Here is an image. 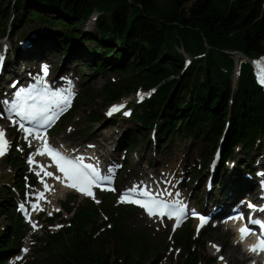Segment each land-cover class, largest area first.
Listing matches in <instances>:
<instances>
[{
	"label": "trees",
	"instance_id": "16d2710c",
	"mask_svg": "<svg viewBox=\"0 0 264 264\" xmlns=\"http://www.w3.org/2000/svg\"><path fill=\"white\" fill-rule=\"evenodd\" d=\"M8 1H13L12 10L20 12L27 0ZM30 2L33 9L18 23L23 27L29 23L45 27L36 43L48 41L52 52L70 57H79L81 52L96 54V59L90 61L79 57V63L92 74L106 77L114 72L122 76L121 82L94 93V99L90 90L79 92L77 104L94 101L109 106L139 90L152 91L131 116L138 126L153 130L155 137L139 131L137 136L148 144L156 138L169 141L178 135L200 144L210 136L208 153L212 155L222 142V162L232 157L237 145L252 150L263 138L264 92L256 82L253 65L248 61L237 63L233 53H242L252 60L264 58V0ZM40 10L51 15H42ZM10 13L11 10H6L7 16ZM89 21L95 25V33L85 35L77 31ZM10 22L12 18L9 23L6 21L4 34ZM128 142L131 149L138 145L136 139ZM127 165L125 162L124 166ZM19 188L24 189V185ZM62 207L71 217L61 221L69 225L54 236L46 231L44 248L55 246L61 264H116L113 254L96 253L87 246L92 221L103 209L94 208L87 213L74 201ZM18 219H12L14 231L8 240V232L0 233V264H7L20 253L17 243L21 237H17L18 224L15 225L21 222ZM47 220L53 223V219ZM113 223L116 234H125L124 221L117 218ZM183 233L175 244L182 251L179 263L200 264L202 256L197 249L204 244ZM67 237L69 244L65 245ZM133 243L128 240L120 243L124 259L121 264H137L135 257L146 260L143 254L148 244ZM208 261L207 264H216L213 258Z\"/></svg>",
	"mask_w": 264,
	"mask_h": 264
},
{
	"label": "rangeland",
	"instance_id": "374dc122",
	"mask_svg": "<svg viewBox=\"0 0 264 264\" xmlns=\"http://www.w3.org/2000/svg\"><path fill=\"white\" fill-rule=\"evenodd\" d=\"M0 4H3L0 12V51L4 44H8L11 58L23 54L26 56L24 52L28 46V36H30L33 38V43L35 42V47L41 46V51L44 53L43 56H37L40 61L34 60L33 63L27 61L25 63L24 61L17 70L10 69V75L18 71L19 73H29V75L31 72L33 78L39 77L38 67L42 61L48 60L46 63L51 71V81L55 75H59V79L66 80L63 85H68L74 93L72 97L73 108L50 132L51 138L58 146H65L70 149L96 145L97 150L108 158L107 162L111 159L112 163L109 166L115 167L111 181H115L117 186L116 193L110 194L97 191L94 198L82 197L78 194L69 195L66 188L55 187L54 211L49 212L51 206L46 202L44 205L46 212L33 218L37 225V228H33V220L25 223L21 218L17 210V203L26 201L29 195L35 193L34 187H38L37 179L30 172L26 163V159L34 152V148L29 147V142L25 139V136L18 132L13 124L9 122V119H0V128H6V133L10 135L11 141V153L0 160V179L2 177L0 186V233L3 231L8 232L9 237L7 240L14 231L11 226L12 219L21 218V222L15 224H18L16 226L19 233L17 237H21L17 243L20 253L9 259L7 264H61V257L57 253L59 250H55V246L44 248L47 243L46 231L49 235L54 236L62 230V227H57L58 225L64 227L61 218L71 217L62 206L68 205L72 201L80 205L82 211L87 213H91L94 208L103 209V212H100L97 218L92 221L89 228L91 234H87V246L89 250L96 253L113 254L116 264L123 263L120 243L124 240L134 242L133 245H141V242L148 244L143 254L146 260L143 261V259L135 257L137 264L156 263L158 258L159 261L156 264H180L182 251L178 250L175 244L180 240L182 234H184L183 232L186 235H193L194 239L204 244V246L197 249L202 256L200 264H207V262L209 263L208 260L212 258L216 260V264H246L248 260L245 261V258L247 256L243 255L244 249L241 246L242 254L238 255L237 258L234 255L236 250L234 230L230 231L222 226L218 228L217 225L221 223L220 219L214 220L204 230H197L196 221H189L179 230L173 231L171 221L152 220L140 210L123 205L120 202L119 195L124 192L122 191L123 187L132 180H140L145 173L148 175L149 172H152L153 165H156L158 170L161 171L159 179L165 180L169 177V180H171L174 176L177 180L176 183H178L180 198H188L193 207L192 209L201 211L206 209V211H209L218 208L220 212L218 217H221L224 208L228 207L226 204L230 201L235 204L239 193L245 192L244 196L247 195L246 197L250 198L253 197L250 196L251 194L253 195L260 190V185L264 182V164L260 163L261 160L264 163V136L254 149L247 150L242 144H239L234 148L230 159L226 162H222L221 159V162L217 164L218 166L216 165L213 188L209 191L207 183L211 176L210 169L217 151L212 155L208 153L207 147L210 143V136L205 137L203 143L200 144L179 135L169 141L168 139L157 141L156 138L157 142L144 143L137 136L136 131L154 138L152 135L153 130L138 126L134 122V118L130 116L131 111L133 112L134 109L139 110V103L149 95L143 97V99L137 94H131L124 98V101L132 100L128 107L130 115L127 116L123 114L125 109L115 115L109 116L107 114L110 109L119 105L117 103L106 106L104 102L82 101L77 104L75 98L79 92L82 93L85 89L90 90V93H93L91 98L94 99V93L103 89L106 85L109 88L112 85L111 83L121 82L122 76L114 74V72H110L106 77L101 74H92L84 68L82 62L79 63V57L90 61L96 59V54L81 52L78 53L79 57H70L63 52L59 54L52 52L48 41L41 40L36 43L39 33H44L45 27L31 23L23 27L18 23L20 20H25L26 15L33 9L34 6L30 0L23 3V9L20 12L12 10V7H14L13 1L9 3L8 0H0ZM6 10H11L10 16H7ZM16 13L17 18H14ZM94 13L101 15L98 11H94ZM40 14L51 15V12L40 10ZM11 18L12 22L8 24L9 28L4 34L2 29L6 21L9 23ZM91 25L92 21H89L83 27H79L77 31L85 35L93 34L96 32L95 25ZM90 45L94 46L93 43H90ZM93 55L95 56L92 57ZM65 70H67L66 73H64ZM4 75H6L5 71L1 75V79ZM12 76L16 79L15 74H12ZM109 82L110 85H108ZM6 94L8 92L0 98L1 107L4 105L2 102L7 97ZM9 94H14V91L11 90ZM117 115L121 116L115 118ZM92 118L97 120L93 121ZM131 139L138 141L137 147L132 149L128 142ZM33 145H35V142ZM258 157L259 159H257ZM250 160L251 162H249ZM257 160H260L259 163H256ZM230 161L235 163V167L228 168ZM125 162L128 164L126 167L124 166ZM138 168L144 172L143 175L138 174ZM247 179L250 181L248 184L245 182ZM34 180H36V183H34ZM21 185H24V189L19 188ZM232 191L235 194L230 193ZM228 193L230 194L226 195ZM47 198L49 200V197ZM210 199H212L211 204H208ZM246 199L248 198L244 200ZM56 209H59L58 214ZM5 210L7 211L5 212ZM53 216L56 217L53 218V223H50L47 219ZM117 218L124 221L123 230L125 234H116L112 230L113 222ZM36 236L37 239H35ZM64 244H69V237L65 238ZM217 247L219 251H217ZM154 248L157 249V252ZM24 249H27V251H23Z\"/></svg>",
	"mask_w": 264,
	"mask_h": 264
},
{
	"label": "snow or ice",
	"instance_id": "6c2138e0",
	"mask_svg": "<svg viewBox=\"0 0 264 264\" xmlns=\"http://www.w3.org/2000/svg\"><path fill=\"white\" fill-rule=\"evenodd\" d=\"M48 73L47 66H44L43 68V74L46 76ZM43 83V81H41ZM261 83H264V66H261ZM13 87H15V83L13 84ZM23 92L24 90H20L17 93H15L16 100L12 104L9 105V102L7 100H4L2 103L6 105V111L7 112H14L16 116L21 118V122L18 124V129L22 130L24 133H26L25 139H27L28 136H34L35 139L43 140L44 141V147L43 150L39 151V155H45L49 154L57 162V167L59 172L64 174V177L67 181H70V183L67 184V186L77 189L79 191H82L84 194L88 196H93L94 194L90 190L93 186L99 187L101 184L107 182L111 183V176H104L101 177L100 173L97 171L95 167L91 164H84L82 157H74L69 158L62 155L59 151L53 149L48 143L44 136L41 135L39 129H46L47 126L51 124V122L58 117V115L63 112L64 108L60 106V104H57L56 107L58 108V111L53 112L51 105H45L43 107H37V105L34 103L31 106H26L25 102H23ZM44 93L47 96L49 94V89L44 88ZM30 98L35 101L38 99L37 96H32L31 93L28 94ZM51 96H60L61 102L64 104L70 103V99L66 96H62L59 93L51 92ZM143 99V97H140ZM123 105L120 106H114L110 111L107 113L109 116L112 115L113 112L119 111L120 108H122ZM18 109V110H17ZM125 115H130V113L125 112ZM23 121L29 122L30 126L26 127L25 123ZM13 126H17L16 121H12ZM8 145L9 141L6 138V132L3 128H0V156H3L8 151ZM29 146L31 147V142H29ZM91 147V146H90ZM30 163H33L34 161L30 159ZM111 171V169L109 170ZM47 176H53L54 174L52 172H46ZM39 175V173H37ZM56 179H60L59 176L56 177ZM45 187L47 188L48 185L45 184ZM142 186H135L131 189H129L127 192H125L120 202L122 203H139L141 207L147 209L149 215H159L160 217H164L167 215L169 218L175 217L177 223L174 225L175 227H179L181 215L183 214V209H181L179 212L170 211V205L166 201H162L160 199H157L153 197L149 202H141L139 200L133 199V195L135 194H141L145 196H149L150 193L148 191H143L141 193H137V188ZM114 190V189H111ZM159 195V194H157ZM40 197H43V193L40 194ZM98 202V201H97ZM21 208L24 207V205L20 206ZM38 205L33 204L32 208L33 210H36ZM250 207H255L254 205H250ZM42 210V209H41ZM264 211V209H261ZM56 211H59V209H56ZM193 214L194 211H193ZM51 215V213H49ZM201 219V226L204 222V217H200ZM254 223H260L259 221H254ZM62 227V226H57ZM33 228H37V225L33 223ZM241 233V239H245L247 235L250 234V230L247 227H243L240 230ZM214 247H216L214 245ZM252 251H264V239H260L257 244L253 245L251 247ZM23 251H27V249H24ZM217 251H219V248L217 247ZM223 259V257H221Z\"/></svg>",
	"mask_w": 264,
	"mask_h": 264
},
{
	"label": "bare ground",
	"instance_id": "6f19581e",
	"mask_svg": "<svg viewBox=\"0 0 264 264\" xmlns=\"http://www.w3.org/2000/svg\"><path fill=\"white\" fill-rule=\"evenodd\" d=\"M27 44H28V46L26 47L25 52H24L26 56H24V54H23V55H19L17 57L11 58L10 57V53H9L8 44H4V47L0 51V58L4 59L3 63H0L3 66L2 67V71H1V75L3 74L4 71L6 72V75H4V77L2 79L0 78V98L2 96H4V94L6 92H8V94H9L11 90L14 91L21 84H26L27 82L31 81V79L33 77L31 75L32 74L31 72H30V75H29V73L25 74L23 72L19 73L18 71H16V72L12 73V74L16 75V79L12 76V74L10 75V72H9L10 69L17 70L21 66L20 64L22 62H24V61H25V63H26V61L33 63L34 60H36L38 58L37 56H39V55L43 56L44 55V53L41 51V49H42L41 46H36L35 47L32 37L28 36V43ZM242 60H245V59L241 55H237V62H240ZM66 72H67V70L64 71V73H66ZM10 77H11V79H9ZM54 80L55 81H60L59 75H55L54 76ZM63 81H66V80H63ZM14 83H16L15 87H13ZM33 83H34V81H33ZM11 85H12V87H11ZM42 87L44 89L45 87H47V84L44 83L42 85ZM56 88H57V86L52 88L50 90L49 94L51 92H56V93L61 94L62 96H67L68 90H67L66 87H63V92L60 91V90L54 91ZM51 97L53 98L54 105L62 103L61 102V97L59 95L58 96H51ZM60 106L62 107L61 104H60ZM3 129L6 132V128L3 127ZM10 145H11V141H10ZM64 148L67 149V147H64ZM39 151H40V149H39L38 145H34V154L36 156L39 155L38 154ZM66 151H69V150H66ZM70 151H72V153H76L78 155V157L85 158L86 159L85 160V164L86 165L87 164H91L93 166H97L98 162H101L102 165H105L104 159L105 158H106V160L108 159L107 157H105L104 154H101L97 150L96 145H87V146H84V147H81V148L70 149ZM67 153H68V155H71L69 152H67ZM221 159H222V155L219 158V163L221 162ZM257 159H259V157ZM0 160H2V159H0ZM259 161L260 160H257L256 163H259ZM108 162H109V164L112 163L111 159H109ZM249 162H251V160ZM260 163L264 164L262 162V160L260 161ZM233 167H235V163L230 161L228 163V168H233ZM110 169H111V171H109ZM114 169H115V167H111V166L107 167L106 172H108V176H111V178L113 176ZM151 171L152 172H149V174L147 175V173L144 174V172L140 171V169L138 168V170H137L138 174L139 173L141 175L144 174L143 177L140 180H132L129 184H127L125 187L122 188V191H128L129 189H131V188H133L135 186H142V187H138L137 188V192L145 191L147 188H150V187H156L160 192H163V193L168 195V198H169L168 201H170L172 203L181 202L178 183H176L177 180L174 178V176H172L171 180H169V177L167 179H165V180L164 179H159V177L161 175V171L158 170L156 165H153V168H152ZM43 173L44 172H42V176H43ZM56 180L57 179L54 178V181H56ZM1 181H2V177L0 179V186H1ZM256 182H257V180H256ZM57 184H60V186H62V188H68L67 183H65V182H62V183H60V182L50 183V185L52 186L53 190L51 192H46V196L49 197V200L47 201V203L50 204V206H51L49 212H53L54 211V209H53V201L55 199L54 188H55V185H57ZM42 191H43V189H42ZM37 192H36V194H37ZM230 193L235 194L233 191L230 192ZM230 193H228L226 195H229ZM211 201H212V199H210L208 204H211ZM245 201H248V199L245 200ZM237 204H239V202H236L234 204L232 201H230L226 205H228V207H233V206H235ZM43 206H44V203H43ZM210 210L214 213L215 219H217L219 214H220V212L218 211V208L215 209V210H213V209H210ZM148 218H150L152 220H159V221L169 220V219H162V218L151 217V216H148ZM32 223H36L35 220H33ZM196 228H197V222H196ZM232 229H234V228H232ZM238 240L235 239L236 244L234 243V245L236 247L234 255H235L236 258H237L238 255L242 254L240 246L237 245ZM239 242H240V240H239ZM243 255H244V253H243ZM246 260H248V261H246ZM245 261H246V263H249L251 260L245 258Z\"/></svg>",
	"mask_w": 264,
	"mask_h": 264
},
{
	"label": "water",
	"instance_id": "95a60500",
	"mask_svg": "<svg viewBox=\"0 0 264 264\" xmlns=\"http://www.w3.org/2000/svg\"><path fill=\"white\" fill-rule=\"evenodd\" d=\"M233 54H235V55H241L245 59V61L252 62V63L254 62L253 60L249 59L248 57H246L242 53L234 52ZM236 72H238V70H236Z\"/></svg>",
	"mask_w": 264,
	"mask_h": 264
}]
</instances>
